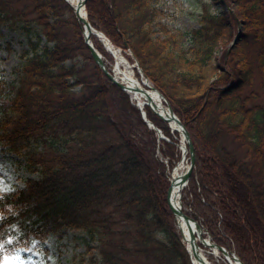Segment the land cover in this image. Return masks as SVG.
<instances>
[{
  "label": "trees",
  "instance_id": "obj_1",
  "mask_svg": "<svg viewBox=\"0 0 264 264\" xmlns=\"http://www.w3.org/2000/svg\"><path fill=\"white\" fill-rule=\"evenodd\" d=\"M84 1L90 25L130 49L190 134L182 212L243 264H264V0H213L223 13L201 1L185 32L174 24L181 0L175 10L168 0ZM2 26L25 34L28 49L13 80L0 74V150L36 178L0 192V263L70 230L85 236L78 264H191L167 201L179 134L144 106L165 139L148 127L64 0H0Z\"/></svg>",
  "mask_w": 264,
  "mask_h": 264
},
{
  "label": "rangeland",
  "instance_id": "obj_2",
  "mask_svg": "<svg viewBox=\"0 0 264 264\" xmlns=\"http://www.w3.org/2000/svg\"><path fill=\"white\" fill-rule=\"evenodd\" d=\"M201 1L216 5L212 6V10L216 13L227 11L226 6L217 5L219 3H213V0H181L178 5L181 12L174 23L180 31L185 32L197 27L198 8ZM168 4H170L169 7L171 9L175 10L173 4L177 3L168 0ZM97 40L108 54L107 56L102 55L105 64L108 69L113 70L115 61L113 56L107 52L103 43L99 39ZM27 49L28 40L25 34L7 29L5 26L0 27V74L6 80L15 78L14 69L20 67L19 65L23 61L20 55ZM121 54L131 68L132 65H136L133 60L130 61L128 59L127 56L131 57L129 51L124 53L121 49ZM132 71L134 76L139 79L136 69L132 68ZM187 157L186 155L185 160L181 163V167L184 169L189 164ZM29 178L35 179L36 175L30 174L23 169L22 158L0 150V192H8L14 187H22L25 180ZM84 240L85 236L82 233L66 230L61 237L54 236L39 245L21 249L17 255L11 256L9 259L13 260L14 264H78L80 257L86 250ZM201 249L211 264H229L224 260L221 253L213 255L208 248L201 246Z\"/></svg>",
  "mask_w": 264,
  "mask_h": 264
},
{
  "label": "water",
  "instance_id": "obj_3",
  "mask_svg": "<svg viewBox=\"0 0 264 264\" xmlns=\"http://www.w3.org/2000/svg\"><path fill=\"white\" fill-rule=\"evenodd\" d=\"M68 5L72 8V10L75 13L76 19L82 24V35H83V41L84 44L86 45L87 49L90 52V55L92 57V59L94 60V62L99 66V68L102 70V72L104 73V75L115 85H117L121 90H123L124 92H126L127 94H129V87L123 83V81L119 80L118 77H116L112 72H109L104 64V61L102 59L101 54L98 52V50L93 46V43L90 40V35L95 36L96 38L99 39L100 36L105 37L103 33L97 31L96 29H94L88 19H87V12L85 9V1L84 0H77V5L73 6L69 0H65ZM84 11V16L81 15V11ZM106 38V37H105ZM107 39V38H106ZM100 40V39H99ZM108 40V39H107ZM101 41V40H100ZM236 40L233 41V44L235 43ZM139 73L142 75V71L141 69H139ZM146 81H148V79H146ZM151 89H153L164 101L165 103V116L163 117L167 122H171L174 123L178 128H174L175 131L179 132L182 138V153H183V157L186 151H188L189 154V165L186 169V171L184 172V174L182 175V177L179 179V183L184 187L187 185L188 180L191 176L193 167H194V162H195V158H194V148H193V144L190 138V135L188 133V131L186 130L185 126L180 122V120L178 119V117L174 114L170 104L164 99V97L160 94V92L154 88V87H150ZM134 94L137 96H141L146 98L145 95V91L143 90H136L134 92ZM145 105H148L147 103H144ZM139 108V110L141 111V114L143 116V119L146 121V124L152 128L155 129V127L153 126V124L146 119L145 117V112L143 111V106L137 102L136 104ZM149 106V105H148ZM151 108L152 111H154L155 114L162 116V114H160L159 112H157L153 107L149 106ZM158 133V137L159 138H163V135L161 134L160 131L157 132ZM178 183V181H174V176L171 175V181H170V186L168 188V192H167V201H168V205L170 210L172 211V213L175 216V219L177 221V226L179 228V224H178V216H180L181 218H183L184 220L188 221L189 223H193L197 226L199 235L198 236V240L199 243L202 244L203 246H206L208 248L214 249L217 252H221L226 259L228 260V262L231 263L230 259L228 258L229 255H231V259L234 260L236 263L238 264H243L239 258L234 254V253H230L228 251H226L225 248L220 247L214 243L211 242L210 239H208L207 243H204L206 241V239H204L202 237V227L201 225L196 222L194 219L190 218L189 216L185 215L180 208H174L172 206V204L170 203V195H171V190L173 188V186ZM180 230V228H179ZM180 233L182 235V232L180 230ZM183 239V237H182ZM195 237L193 236V241H194ZM188 251V250H187ZM192 264H194V262L192 261Z\"/></svg>",
  "mask_w": 264,
  "mask_h": 264
},
{
  "label": "bare ground",
  "instance_id": "obj_4",
  "mask_svg": "<svg viewBox=\"0 0 264 264\" xmlns=\"http://www.w3.org/2000/svg\"><path fill=\"white\" fill-rule=\"evenodd\" d=\"M69 2L73 5H77V0H69ZM81 15L84 16V11L82 9ZM99 39L104 44L105 48L108 50V52L111 53V55L114 58V67H113V73L116 77H118L119 80L123 81L128 87L131 96L135 101L140 103L142 106H144V103H147L149 106L153 107L157 112L162 114V117L165 116V106L163 103V99L153 90L151 89V85L149 82H147L144 78L141 80H138L132 71V68L129 66L127 61L123 58L121 54V50L117 47L113 46L105 37L100 36ZM136 90H143L145 91V97H141L139 95H135L134 92ZM170 128L174 130V128H178L174 123H169ZM186 169L183 167H179L174 171V181H178L176 183L172 190L170 195V203L172 206L176 208H181L180 204V193L183 189V186L179 183V179L182 177ZM178 224L179 228L182 232L183 240L187 246V249L189 251V254L191 256L192 261L194 264H211L208 258L204 255L201 247L198 245L199 238L197 235H199L197 226L193 223H189L188 221L184 220L180 216H178ZM193 236L195 237L193 241ZM206 240L204 243H207ZM214 254L217 255L216 251H213ZM232 261V260H231ZM235 264L234 261H232V264Z\"/></svg>",
  "mask_w": 264,
  "mask_h": 264
},
{
  "label": "snow or ice",
  "instance_id": "obj_5",
  "mask_svg": "<svg viewBox=\"0 0 264 264\" xmlns=\"http://www.w3.org/2000/svg\"><path fill=\"white\" fill-rule=\"evenodd\" d=\"M3 245H0L2 247ZM2 264H14L13 260H10L7 256L3 258Z\"/></svg>",
  "mask_w": 264,
  "mask_h": 264
}]
</instances>
